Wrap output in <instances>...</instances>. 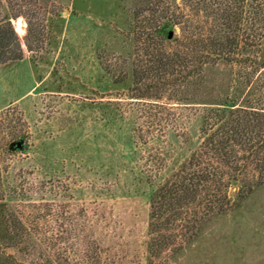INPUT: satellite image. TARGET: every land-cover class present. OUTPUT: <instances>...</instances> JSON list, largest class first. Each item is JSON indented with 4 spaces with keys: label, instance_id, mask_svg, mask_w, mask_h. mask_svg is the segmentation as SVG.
Masks as SVG:
<instances>
[{
    "label": "rangeland",
    "instance_id": "374dc122",
    "mask_svg": "<svg viewBox=\"0 0 264 264\" xmlns=\"http://www.w3.org/2000/svg\"><path fill=\"white\" fill-rule=\"evenodd\" d=\"M153 3L0 0L8 44L0 60V182L26 234L16 247L0 249V264H264V148L257 162L246 145L236 147L241 173L226 188L224 212L206 217L200 186L170 228L158 231L150 213L156 189L201 155L207 109L222 110L223 118L228 109L249 118L258 111L264 121V28L248 29L254 46L235 52L251 62H208L198 76L158 92L166 108L159 113L155 98L130 97L127 84L113 82L143 57L132 27L158 16L146 10ZM247 3L264 15V0ZM161 5L183 12L189 32L196 24L212 27L188 0ZM181 24L166 51L183 54ZM174 90L182 103L168 100ZM218 182L210 192H223ZM159 235L172 239L160 247Z\"/></svg>",
    "mask_w": 264,
    "mask_h": 264
},
{
    "label": "trees",
    "instance_id": "16d2710c",
    "mask_svg": "<svg viewBox=\"0 0 264 264\" xmlns=\"http://www.w3.org/2000/svg\"><path fill=\"white\" fill-rule=\"evenodd\" d=\"M162 1L154 0V3L150 4L151 7L146 8L148 11L158 13L157 17L147 20L144 18L145 20L142 19L141 22L135 21L132 27L135 39L141 43L139 48L144 58L137 54L135 67L130 74L121 73L113 77L114 83L124 86L127 84L130 97L155 98L156 102L152 104L160 109L159 113H163L166 108L163 103L157 102L162 98V93L158 94V92L163 91L165 87L175 89L185 80L198 76L202 66L215 59L233 62L237 59L235 52L241 48L239 46H254L252 43L254 35L249 33L248 29L264 28L261 7L251 3L246 4L247 0H188V5L194 14L205 13L211 17L212 21V27L207 28L204 24H196L194 31L189 32L185 28L188 25L182 21L186 20L184 13L180 11L175 14L169 7L161 5ZM138 14L140 13L137 12L133 16L134 20H138ZM181 22V38L177 37L176 40L183 41L185 45L183 54L166 51L165 44L172 28ZM7 25L10 26L9 23ZM204 28H207V31ZM239 32L240 37H238ZM5 38V35L0 33V60L5 58L8 46ZM237 60L248 63L252 59L247 55ZM128 75L129 83L126 82ZM175 91H173L174 95H168V100L182 103ZM224 105L228 109L235 104L225 102ZM239 109H228L229 116L226 118H223L225 115L221 112L222 110L207 109L206 115L203 116V125L206 128L204 129V126L202 128L204 140L200 147L203 149V151L200 150L201 155L200 153L192 154L188 162L182 163L150 197L151 218L155 221L152 225L156 226L158 231L159 228L168 229L172 224L177 223V214L195 201L200 186L204 188L205 196L201 197L199 204H203L202 209L206 217L213 212L218 214L225 211L224 204L228 202L226 188L232 183H239L237 177L241 173V169L237 166L239 150L236 147L246 145L251 156L258 154L257 151L260 148H264V121L259 120L258 111H251L249 114L252 117L249 118L250 116L241 115ZM211 126L215 128L212 129ZM203 156L206 161L204 166L201 161ZM254 157L259 162L260 158ZM219 164L230 168L229 173L226 171L228 174L225 179L222 178L226 172L224 169L221 170ZM263 165L264 160L258 166L262 168ZM217 181L220 184L219 188L220 186L225 188L221 194L210 192L211 185ZM241 188L242 184L239 186L237 195L240 194ZM15 212L10 208L9 202L4 199L0 182V249L16 247L26 236L25 228L21 226L22 223ZM182 227L185 228L184 231L191 233L187 225L182 224ZM159 237L162 238L158 239V242H161L160 247H164V244L172 239L170 236L165 238L159 235ZM2 253L0 252V258ZM13 261L21 264L17 260Z\"/></svg>",
    "mask_w": 264,
    "mask_h": 264
}]
</instances>
